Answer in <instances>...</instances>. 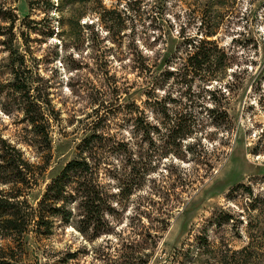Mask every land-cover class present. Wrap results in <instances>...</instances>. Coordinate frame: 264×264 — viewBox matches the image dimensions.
Listing matches in <instances>:
<instances>
[{
    "label": "rangeland",
    "instance_id": "374dc122",
    "mask_svg": "<svg viewBox=\"0 0 264 264\" xmlns=\"http://www.w3.org/2000/svg\"><path fill=\"white\" fill-rule=\"evenodd\" d=\"M209 29L230 64L187 89L176 68ZM141 55L153 65L148 83L137 77ZM15 69L49 100L47 152L13 91L0 96V137L45 165L27 200L36 206L89 138L116 225L93 240L74 225L30 232L22 264H264V0H0V89ZM175 111L193 125L184 159L161 154ZM141 155L149 174L141 168L122 193Z\"/></svg>",
    "mask_w": 264,
    "mask_h": 264
},
{
    "label": "trees",
    "instance_id": "16d2710c",
    "mask_svg": "<svg viewBox=\"0 0 264 264\" xmlns=\"http://www.w3.org/2000/svg\"><path fill=\"white\" fill-rule=\"evenodd\" d=\"M100 19L102 23L107 24L103 14H100ZM16 20H12L9 26L11 49L17 39V33L14 31ZM21 35L24 36V32ZM213 35L214 33L209 29L201 37H197L199 39H192L186 48L188 53L181 61L180 69L176 68L179 72L182 69L180 84L187 89L192 88L197 78L205 85L212 83L217 80L220 70L226 69L230 64L226 63L227 52L219 47L217 40L209 39ZM25 59L26 57L22 55L21 62L24 63ZM152 67L149 59L141 55L136 66L138 79L148 83ZM13 74L14 81L10 83L12 87L7 89L8 91L0 89V96L10 97L12 95L10 90L13 91V98L19 101L18 108L22 111L24 119L31 126L36 137L42 139L49 152L50 120L47 108L44 107L45 103L49 104L48 94L42 91H37L36 94L38 87H31L18 70L15 69ZM204 108L212 114L218 111L219 106L210 108L204 105ZM174 116L176 118L168 129V147L161 154L184 159L186 152H193L194 149V146L189 144L185 151L182 150L184 141L193 135V125L188 113L175 111ZM88 144L90 139L86 138L82 148L88 151L82 150L79 158L65 165L62 172L47 185L42 198L34 206L27 200V196L32 185L39 180L35 168L42 169L45 165L40 167L31 162L17 145L0 137V186H5L0 188V238L12 240L6 245H0V264H22L17 249L24 248L25 236L30 232L40 237H49L59 225H74L82 234L93 240L110 234L115 228V223L108 215L114 210L113 202L105 185L101 183V163L92 151L93 147H88ZM147 163V157L144 155L131 162L124 172L125 182L121 185L122 193L128 190L130 192L127 185L132 184L127 183H136L141 168H144L141 178L149 174L150 169L145 168Z\"/></svg>",
    "mask_w": 264,
    "mask_h": 264
}]
</instances>
